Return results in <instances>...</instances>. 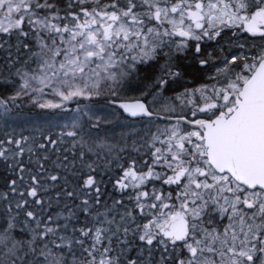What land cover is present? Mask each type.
<instances>
[{"label":"snow or ice","instance_id":"6c2138e0","mask_svg":"<svg viewBox=\"0 0 264 264\" xmlns=\"http://www.w3.org/2000/svg\"><path fill=\"white\" fill-rule=\"evenodd\" d=\"M0 264H264V0H0Z\"/></svg>","mask_w":264,"mask_h":264}]
</instances>
